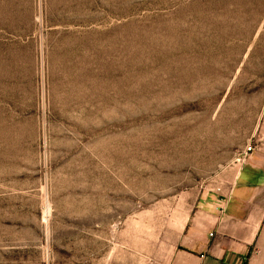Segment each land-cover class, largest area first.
<instances>
[{
  "label": "rangeland",
  "instance_id": "rangeland-1",
  "mask_svg": "<svg viewBox=\"0 0 264 264\" xmlns=\"http://www.w3.org/2000/svg\"><path fill=\"white\" fill-rule=\"evenodd\" d=\"M263 112L264 0H0V264H148Z\"/></svg>",
  "mask_w": 264,
  "mask_h": 264
},
{
  "label": "crops",
  "instance_id": "crops-1",
  "mask_svg": "<svg viewBox=\"0 0 264 264\" xmlns=\"http://www.w3.org/2000/svg\"><path fill=\"white\" fill-rule=\"evenodd\" d=\"M249 144L254 151L187 205L178 233L148 264H264V112Z\"/></svg>",
  "mask_w": 264,
  "mask_h": 264
},
{
  "label": "built area",
  "instance_id": "built-area-1",
  "mask_svg": "<svg viewBox=\"0 0 264 264\" xmlns=\"http://www.w3.org/2000/svg\"><path fill=\"white\" fill-rule=\"evenodd\" d=\"M254 151V148L252 146L247 147V149L245 150V152L242 153L241 157L239 158L240 161H244L246 160V158L248 157V155Z\"/></svg>",
  "mask_w": 264,
  "mask_h": 264
}]
</instances>
